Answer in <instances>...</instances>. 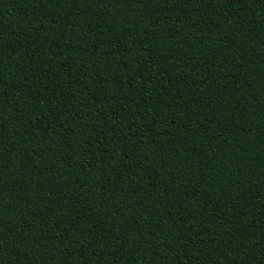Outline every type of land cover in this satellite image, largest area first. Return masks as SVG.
Masks as SVG:
<instances>
[{"label": "trees", "instance_id": "1", "mask_svg": "<svg viewBox=\"0 0 264 264\" xmlns=\"http://www.w3.org/2000/svg\"><path fill=\"white\" fill-rule=\"evenodd\" d=\"M0 264H264V0H0Z\"/></svg>", "mask_w": 264, "mask_h": 264}]
</instances>
